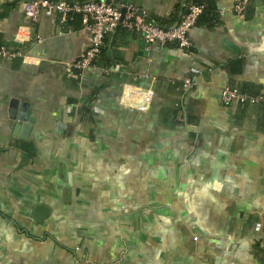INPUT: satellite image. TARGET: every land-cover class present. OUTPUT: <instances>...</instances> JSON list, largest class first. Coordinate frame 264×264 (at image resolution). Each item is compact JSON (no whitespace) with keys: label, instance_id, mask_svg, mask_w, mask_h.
I'll use <instances>...</instances> for the list:
<instances>
[{"label":"crops","instance_id":"0c3cea01","mask_svg":"<svg viewBox=\"0 0 264 264\" xmlns=\"http://www.w3.org/2000/svg\"><path fill=\"white\" fill-rule=\"evenodd\" d=\"M29 1L0 0V46L24 55L0 59V264H264V106L220 99L264 95V0H198L189 51L113 31L82 76L83 25L31 21ZM189 1L111 3L171 28ZM126 84L153 92L146 111Z\"/></svg>","mask_w":264,"mask_h":264},{"label":"built area","instance_id":"2783aa9c","mask_svg":"<svg viewBox=\"0 0 264 264\" xmlns=\"http://www.w3.org/2000/svg\"><path fill=\"white\" fill-rule=\"evenodd\" d=\"M111 0H90L84 4L69 3L63 0H32L24 3L23 13L31 21H35L41 14L56 15L60 25L65 26L68 19L74 15H81L83 28L89 36L87 49L81 57L69 64L70 69L77 71L79 76L85 74L95 66L104 47V39L111 32L123 30L140 34L146 49L152 45L174 44L180 49L192 48L190 32L197 26V21L204 11L202 5L189 4L185 12L174 27L161 28L147 21L144 14L139 15V9L131 5L110 4ZM247 6V0H238L233 8L235 14L240 15ZM122 8L124 12L122 13ZM23 57L20 50L0 47V59L9 60ZM190 77L182 81V89L190 90L194 86L193 76L199 74L196 68L190 69ZM153 98L150 89H144L126 84L123 86L120 102L138 111H146ZM220 99L224 105L237 103L255 106H264V95L251 96L242 93L236 88L224 87L220 92Z\"/></svg>","mask_w":264,"mask_h":264},{"label":"water","instance_id":"95a60500","mask_svg":"<svg viewBox=\"0 0 264 264\" xmlns=\"http://www.w3.org/2000/svg\"><path fill=\"white\" fill-rule=\"evenodd\" d=\"M110 4H112L111 1H110ZM117 7H119V6H117ZM121 10H122V13H123L124 12V8H122ZM139 15L143 16V12L139 11ZM181 15H182V13L179 15L178 20L180 19ZM108 54H111L110 47H108ZM22 106H23V108H22L21 114H20V116L18 118V123H17V125L15 127V130H17L20 127L21 132L23 133L24 131L25 132H27V131L29 132L31 130L32 123H33V118L29 117L27 104L22 105ZM47 214H48V210L45 207H35L33 209V218L38 224H42V225L44 224V220H45Z\"/></svg>","mask_w":264,"mask_h":264},{"label":"trees","instance_id":"16d2710c","mask_svg":"<svg viewBox=\"0 0 264 264\" xmlns=\"http://www.w3.org/2000/svg\"><path fill=\"white\" fill-rule=\"evenodd\" d=\"M63 1H66V0H63ZM66 2H68V1H66ZM69 3H72V2H69ZM189 4L202 5V6L204 7V11H203V13L201 14V16L199 17L198 21H197V25H199V24H200V21H201L202 18H203V15L205 14L206 9H208L209 7H208L207 4H206L205 2H203V1L190 0L189 2H187V3L183 6V9H182V12H181L182 14L185 12V9H186L187 5H189ZM81 20H82L81 15H74V16H72L71 19H68V20H67L65 26L70 27V26H71L72 24H74V23H81V24H82ZM147 21L152 22V23L156 24L157 26L163 28V25H162L161 23H159V22H156V21L151 20V19H147ZM117 31H118V30H117ZM109 38H110V34L107 35V36L105 37V39H104V47H103V49L101 50V53H100V56H99L97 62H99V60L101 59V57H102V58H103V57H104V58H107V56H106V51H107V45H108V40H109ZM166 45H173V46H175L174 44H166ZM0 47H3V46H0ZM189 50H190V49H189ZM189 50H185V51H189ZM75 72H76V75L79 76L78 72H77V71H75ZM242 93H243V92H242ZM245 94H246V93H245ZM248 95H250V94H248ZM257 95H261V94H257ZM257 95H251V96H257ZM90 100H91V99H90ZM240 105H248V104H240Z\"/></svg>","mask_w":264,"mask_h":264}]
</instances>
